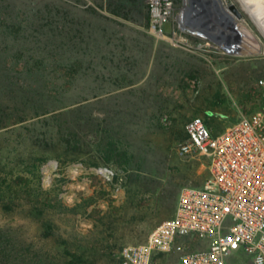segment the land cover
I'll return each instance as SVG.
<instances>
[{
	"label": "rangeland",
	"instance_id": "1",
	"mask_svg": "<svg viewBox=\"0 0 264 264\" xmlns=\"http://www.w3.org/2000/svg\"><path fill=\"white\" fill-rule=\"evenodd\" d=\"M222 3L243 15L232 28V55L198 39L188 38L189 47L157 38L145 0H0V54L22 50L21 66L37 52L42 66L15 79L17 87L32 84L28 102L65 106L30 112L19 90L13 110L2 92L10 108L0 123V177H21L29 194L40 188L74 208L40 214L23 197L7 206L0 199V237L11 254L7 262L0 255V264H74L64 254L74 236L99 243L84 264H119L122 248L145 242L173 217L182 188L208 176L205 157L178 151L188 141L186 124L200 117L213 135L222 133L255 110L264 76V37L236 0ZM69 116L81 128L67 147L52 125ZM227 264L253 263L238 252Z\"/></svg>",
	"mask_w": 264,
	"mask_h": 264
},
{
	"label": "built area",
	"instance_id": "2",
	"mask_svg": "<svg viewBox=\"0 0 264 264\" xmlns=\"http://www.w3.org/2000/svg\"><path fill=\"white\" fill-rule=\"evenodd\" d=\"M145 2L157 38L189 47L188 38L198 39L232 55L227 52L230 43L220 45L187 25L190 0ZM257 88L255 110L222 133L213 135L200 117L186 124L188 141L178 151L205 157L209 174L202 186L180 190L173 217L145 242L122 248L121 264H169L166 258L175 250L179 253L174 264H227L238 252L253 264H264V76ZM189 243L202 248L190 251Z\"/></svg>",
	"mask_w": 264,
	"mask_h": 264
},
{
	"label": "trees",
	"instance_id": "3",
	"mask_svg": "<svg viewBox=\"0 0 264 264\" xmlns=\"http://www.w3.org/2000/svg\"><path fill=\"white\" fill-rule=\"evenodd\" d=\"M148 19L149 16L147 15ZM6 53V55H5ZM35 53V54H34ZM37 52H33V56H31V58L33 59ZM24 53H22V50H15V52L12 53H8V51H4L3 53L0 54V59H3V61L0 62V123L2 122V120L8 116L9 114H7L6 112V107L10 108L9 105H4V103L2 102V92L4 91H8V94H5L4 96H10L9 98H11L12 101V108L13 110H18V101L16 98V93L19 90H22V92L24 93L25 97L27 100L22 101V105L23 106H27L29 105V111L30 112H36L39 110H43V112H48L49 110H56V109H61V108H65V106H57L55 108V106H53V103L51 101L48 100H44L41 102H35V101H30L28 99V94H32L33 92V87L32 84L30 83L28 85L27 88H18L16 83L14 80L15 79H19L22 76H27V78L30 79V77H32L35 72L39 69H42L41 61H38L37 59H35V62H31L32 59H27L26 61H24L23 65L19 66V61L21 60ZM8 58H13L16 59V62L14 63H9L8 62ZM20 68V69H19ZM48 84H52V82L50 80H45L44 82V86L47 87ZM69 84V81L66 80V82H64V84H62L60 87L61 88H65V86ZM12 96V97H11ZM10 101V102H11ZM72 111H68V115L71 114ZM61 115L64 113H60ZM58 116H61V115ZM82 121V126L85 128L88 123H89V115L85 116L84 119H81ZM205 121V120H204ZM56 125H52V126H56L55 127V134L60 135V137H62V139H65L66 141V145L67 147L72 146V141H74V139L78 136L77 131H80L79 129L81 128V126L77 123H75L73 121L72 118H70V116L68 117V119H63L61 120V117H59L58 119H56ZM205 123L207 124V122L205 121ZM208 125V124H207ZM64 127V129H62L61 127ZM64 132V133H63ZM187 135V134H186ZM188 138V135H187ZM106 153L108 154V152L106 151ZM117 162L116 163H122L121 160V155H117ZM109 161V160H108ZM32 175V180L35 177V173L34 172H30ZM12 176V174H9L8 177H0V199L4 200V204L7 205H11L12 203H15L14 201L22 198L23 197V202H25L26 204L31 205L35 210H37L40 214L43 213H48V214H54V215H61V214H69L73 212L74 208H71L67 205H65L63 203V201L56 197H53L51 195H45L42 194V191L40 190V188H36L34 190V194H29L26 190V186L24 183H21L22 178L21 177H13L14 179H10ZM9 178V179H8ZM32 193V192H31ZM45 226L46 229L48 230H52V224L51 222H45ZM73 244L72 246L67 245L68 241H65L64 244L66 245L64 248V254L66 257H69L72 259V261L74 260V264H84L85 261L84 259L86 258L87 254H91L93 252L96 251V247L98 246V242L96 240H93L91 238H87L83 237V238H78L76 236L73 237ZM86 240V243H84V241ZM7 245L4 242V240L0 237V255L1 257L4 259L5 262L9 261L10 258V253H8L7 250ZM119 264H121V260H119L118 262Z\"/></svg>",
	"mask_w": 264,
	"mask_h": 264
},
{
	"label": "water",
	"instance_id": "4",
	"mask_svg": "<svg viewBox=\"0 0 264 264\" xmlns=\"http://www.w3.org/2000/svg\"><path fill=\"white\" fill-rule=\"evenodd\" d=\"M228 10L235 17L226 15V12L222 11L219 0H190V8L186 15L187 25L211 41L229 46L232 33H234L232 19L240 20L243 15L233 3L228 6ZM217 26L227 28L229 33L225 34L221 30H215Z\"/></svg>",
	"mask_w": 264,
	"mask_h": 264
},
{
	"label": "bare ground",
	"instance_id": "5",
	"mask_svg": "<svg viewBox=\"0 0 264 264\" xmlns=\"http://www.w3.org/2000/svg\"><path fill=\"white\" fill-rule=\"evenodd\" d=\"M263 1L264 0H236V2L240 6V10L245 15H247L249 20L252 21V23L256 26L257 30L264 37V8H263ZM221 2H222V0H219V3L221 4V7H222V11H225L226 15L233 16L228 10V6L229 5H227V4L224 5ZM242 22L246 23L245 20H243ZM240 25H242V23H237L234 19H232V28H236V27H238ZM215 30H217V31L221 30L225 34H227V32H228L227 28H222L220 26H217Z\"/></svg>",
	"mask_w": 264,
	"mask_h": 264
},
{
	"label": "crops",
	"instance_id": "6",
	"mask_svg": "<svg viewBox=\"0 0 264 264\" xmlns=\"http://www.w3.org/2000/svg\"><path fill=\"white\" fill-rule=\"evenodd\" d=\"M206 178H204L198 185H196V187H200V186H202V184L204 183V180H205Z\"/></svg>",
	"mask_w": 264,
	"mask_h": 264
}]
</instances>
